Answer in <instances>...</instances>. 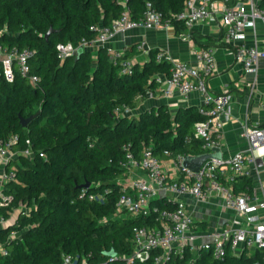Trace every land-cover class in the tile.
I'll use <instances>...</instances> for the list:
<instances>
[{
  "label": "trees",
  "instance_id": "obj_1",
  "mask_svg": "<svg viewBox=\"0 0 264 264\" xmlns=\"http://www.w3.org/2000/svg\"><path fill=\"white\" fill-rule=\"evenodd\" d=\"M184 2L0 0V44L30 51L32 72L39 79L36 87L19 74L13 83L0 79V140L18 135L13 150L30 148L34 154L20 155L6 167L7 172L14 170L16 179L4 190L10 200L0 213L9 217L13 210L19 212L0 230L8 251L7 256L0 254V264H62L65 255L88 264H154L158 252L129 262L134 229L156 223L131 218L117 207L128 177L122 168L125 148L138 158L147 147L159 158L166 150L173 156L202 155L203 142L187 140L205 117L193 106L172 114L167 105L135 117H117V110H136L138 97L147 91H159L158 75L170 76L171 65L155 61L158 50L127 75L121 73V63L134 55L137 46L115 60L106 48H99L96 55L84 50L64 61L57 47L71 44L77 49L82 41L90 43L96 37L92 27L112 25L125 10L138 20L148 3L181 33L185 27L175 16ZM258 8L264 11V0ZM193 38L200 42L194 34ZM33 116L24 128L22 119ZM236 191L250 193L252 180L242 178ZM154 205L160 211L175 207L165 199ZM12 233L18 236L11 239ZM167 264H264V253L245 250L237 256L229 250L217 260L210 251L187 252L172 256Z\"/></svg>",
  "mask_w": 264,
  "mask_h": 264
},
{
  "label": "built area",
  "instance_id": "obj_2",
  "mask_svg": "<svg viewBox=\"0 0 264 264\" xmlns=\"http://www.w3.org/2000/svg\"><path fill=\"white\" fill-rule=\"evenodd\" d=\"M182 23L185 30L181 38L193 41L192 31L203 23H221V41L230 44L244 37L247 24L258 19L264 20V11L258 8L255 0H247L239 4H232V0H222V6L216 7L215 0H185L183 10L175 16ZM173 27L170 20H166L160 12L147 4L144 15L133 20L128 10H125L119 19L106 27L99 25L92 27L96 37L90 43L82 41L81 47L94 54L99 48H106L113 60L124 56V51L116 52L108 45L119 35H125L135 30H168ZM80 47V48H81ZM79 48L71 44L58 45L59 58L75 55ZM140 54L149 55L152 49L142 41L136 47ZM235 61L242 65L249 74H256L259 61L264 58V52L257 46L241 45L231 51ZM32 53L28 50H19L0 44V79L13 83L15 75L19 74L32 86L36 87L39 81L33 74L30 65ZM157 63L168 62L171 65L170 76L158 78L161 83L159 92L166 98L180 94L187 98L191 93L198 92L202 96L198 107L200 115L205 120L195 124L193 139L203 142V154H212L220 148L224 137V128L229 122L232 107V98L225 92L215 95L210 92L208 79L215 71L216 62L214 49H202L195 55V64L183 62L173 58L166 51L156 54ZM136 62L127 59L121 63V73L132 75ZM154 97L153 91H147L144 97H138L141 103L145 99ZM264 109V101L261 102ZM130 109L117 110V117L132 116ZM242 137L248 143L246 151L237 152L222 160H209L198 173L183 168L186 156L172 155L169 150L164 151L162 160L153 153L152 147L142 151L140 158L125 148L126 155L122 168L127 171L128 177L123 184L125 192L120 197L117 207L132 218L154 219L155 225L136 227L133 232V255L129 262L137 259H148L150 254L158 252L154 264H167L172 256L183 257L189 252L197 254L199 251H210L217 260H223L228 251L234 255H241L248 250H260L264 253V199L256 194L237 192L236 186L242 178L251 179L260 174V162L264 167V127H250L243 124ZM19 136L12 135L0 140V167L5 168L20 155L33 158V151L29 148L24 152H15ZM29 144V142H28ZM43 157V154H40ZM174 172V175L171 174ZM16 179L14 170L5 171L0 183L8 185ZM192 196L200 204H208L213 198L220 199L222 208L230 211L234 219L223 226L216 227L208 233H190L197 226L193 214L188 210L185 196ZM165 199L174 202L172 210L160 211L154 205L155 201ZM10 197L0 191V209L7 204ZM8 220L0 213V227H7ZM12 233L11 239L17 237ZM0 254L8 255L5 245L0 241ZM62 264H88L86 259L79 260L65 255Z\"/></svg>",
  "mask_w": 264,
  "mask_h": 264
},
{
  "label": "crops",
  "instance_id": "obj_3",
  "mask_svg": "<svg viewBox=\"0 0 264 264\" xmlns=\"http://www.w3.org/2000/svg\"><path fill=\"white\" fill-rule=\"evenodd\" d=\"M244 1L247 0H232V4L237 5ZM255 1L258 3L260 0ZM215 6L221 7L222 0H215ZM181 33H177L174 26L168 30H135L125 35H119L109 43L108 47L116 52L124 51L126 53L132 46H137L144 41L152 50L166 51L177 60L195 64L196 53L202 49H207L206 45L201 46L200 43L208 44L209 48L214 49L216 62L215 71L208 79L209 90L215 95L227 92L233 101L230 119L223 131L221 153L223 158L227 159L237 152L246 151L248 143L241 135L243 124L247 122L252 128L264 125V109L261 107V102L264 101V58L258 63L256 74H249L242 65L235 61L231 51L238 46L245 45L247 47L257 46L264 52V20L250 21L245 29L244 37L230 44L221 41V23H203L196 26L192 31V37L193 34L196 35L200 42H196L195 38L192 42L185 41L181 38ZM208 37L213 38L210 43L206 42ZM129 59H133L136 65L143 66L149 60V55L140 54L135 50L134 55ZM201 102L202 96L198 92L191 93L187 98L180 94L166 98L158 91L154 92L153 98L145 99L139 103L138 108L132 111L131 117L160 105H167L171 113L175 114L179 108L193 106L198 109ZM161 159L167 161L164 157ZM259 166L261 168L259 176L255 175L251 178L252 191L250 194H256L260 199H264V167L262 162ZM5 171V168L0 167V178ZM171 175L173 176L174 172ZM6 187V184L0 183V191H4ZM183 200L197 221V226L189 234H206L234 219L230 211L222 208L220 199L213 198L208 204H200L192 196L187 195L183 197ZM17 212H19L18 209L13 210L9 217L1 214L8 220L9 225L14 222ZM260 214L264 215V211H260ZM5 228L0 227V230Z\"/></svg>",
  "mask_w": 264,
  "mask_h": 264
},
{
  "label": "water",
  "instance_id": "obj_4",
  "mask_svg": "<svg viewBox=\"0 0 264 264\" xmlns=\"http://www.w3.org/2000/svg\"><path fill=\"white\" fill-rule=\"evenodd\" d=\"M52 33V30L49 31V33L45 36L46 39L49 38V35ZM82 52H84V49L81 47L77 50L75 53L76 56H79ZM35 118L34 116L29 119H22V125L24 128L27 127V125L32 121V119ZM222 160L223 155L221 153L220 148H216L213 150L212 154H202L199 156H187L183 162V168L190 170L194 173H198L199 170L203 167V165L209 161V160ZM89 187V184L85 185V188ZM114 255V254H112Z\"/></svg>",
  "mask_w": 264,
  "mask_h": 264
},
{
  "label": "rangeland",
  "instance_id": "obj_5",
  "mask_svg": "<svg viewBox=\"0 0 264 264\" xmlns=\"http://www.w3.org/2000/svg\"><path fill=\"white\" fill-rule=\"evenodd\" d=\"M159 78L163 79V76L162 75H158Z\"/></svg>",
  "mask_w": 264,
  "mask_h": 264
}]
</instances>
